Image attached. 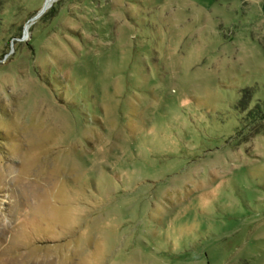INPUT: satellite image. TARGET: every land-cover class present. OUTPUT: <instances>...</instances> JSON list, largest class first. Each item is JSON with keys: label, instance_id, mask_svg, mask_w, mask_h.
<instances>
[{"label": "rangeland", "instance_id": "1", "mask_svg": "<svg viewBox=\"0 0 264 264\" xmlns=\"http://www.w3.org/2000/svg\"><path fill=\"white\" fill-rule=\"evenodd\" d=\"M0 264H264V0H0Z\"/></svg>", "mask_w": 264, "mask_h": 264}, {"label": "bare ground", "instance_id": "2", "mask_svg": "<svg viewBox=\"0 0 264 264\" xmlns=\"http://www.w3.org/2000/svg\"><path fill=\"white\" fill-rule=\"evenodd\" d=\"M52 1H54V0H47V3L50 4Z\"/></svg>", "mask_w": 264, "mask_h": 264}]
</instances>
